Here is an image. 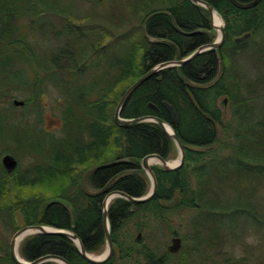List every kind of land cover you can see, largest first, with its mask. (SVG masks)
<instances>
[{
  "label": "trees",
  "instance_id": "16d2710c",
  "mask_svg": "<svg viewBox=\"0 0 264 264\" xmlns=\"http://www.w3.org/2000/svg\"><path fill=\"white\" fill-rule=\"evenodd\" d=\"M205 1L224 20L221 47L160 70L133 92L120 113L124 118L153 115L169 123L185 148V164L170 171L152 166L157 191L149 201L112 199L108 218L114 251L102 264H134V257L146 264H201V259L208 260L207 249L219 248L230 235L231 240L239 239L249 228L260 235L263 257L258 264H264V203L258 198L264 185V0L248 9L231 0ZM124 6L136 26L126 27L130 19L123 14L121 22L91 25L87 15L69 10L64 0H0V222L14 233L20 229L19 211L25 226L69 230L88 253H100L107 243L106 194L147 195L151 180L142 158L156 153L169 160L178 153L160 124H118L115 109L128 87L146 72L214 42L217 31L209 11L191 0H127ZM56 23H61L57 31ZM144 25L154 41L146 38ZM35 26L45 33L43 38L55 33L64 44L42 50L32 38ZM246 33L251 34L247 40L236 41ZM245 55L256 74L243 66ZM93 72L98 74L90 77ZM46 85L64 99L60 134L42 126ZM29 88L25 105L31 108L18 116L12 93ZM222 96L231 106L229 121L218 104ZM164 102L176 108L178 123L172 122ZM7 153L18 160L11 172L2 163ZM121 158L130 162L100 168L87 179L89 188L99 190L116 178L107 192L87 195L82 188L85 171ZM26 159L31 161L24 164ZM177 210L194 212L189 219L192 231L184 237L192 238L194 246L160 255L125 242L123 229L133 219H143L141 227L147 228L153 221L166 222ZM240 226L244 233H238ZM19 254L27 261L53 254L70 264H93L71 238L50 233L24 237ZM224 260L250 264L246 256ZM0 264H17L4 240Z\"/></svg>",
  "mask_w": 264,
  "mask_h": 264
},
{
  "label": "rangeland",
  "instance_id": "374dc122",
  "mask_svg": "<svg viewBox=\"0 0 264 264\" xmlns=\"http://www.w3.org/2000/svg\"><path fill=\"white\" fill-rule=\"evenodd\" d=\"M127 0H64V5L69 10H73L74 12L79 13L80 15H87L90 19L89 23L91 25H106L108 23H113L118 17L125 16L126 19L129 20L125 24L126 27L134 24L136 26L137 22L133 21L131 23V15L126 10L124 6ZM137 2L138 0H133ZM220 16V15H219ZM221 17V16H220ZM119 22L120 19H118ZM223 25H225L224 20ZM61 23H56V31L60 28ZM125 26L119 28V32H122L125 29ZM124 28V29H123ZM35 33H32V38L39 43V46L42 50H48L49 48L58 47L59 45L64 44V40L60 39L59 35L55 36V33L52 34L50 38H43L41 34H45L44 32H40L39 28L35 26ZM217 40L220 36V30H217ZM47 35V34H46ZM34 36V37H33ZM45 36V35H44ZM47 38V39H46ZM258 38V37H257ZM241 62L243 66L246 67L249 74L254 75L257 72L255 66H251L252 61L249 59L247 55L242 56ZM100 71V70H99ZM30 76H33V73L27 71ZM98 72H93L90 77H95ZM46 93L44 94L43 99L41 100L42 106L44 107V121L42 126H44L47 130L51 132H57V134L61 133L62 126V113L64 107V99L61 93L54 88L52 85H46ZM32 89L29 88L27 91H13L12 102L15 100L24 101L23 105H15L16 113L18 116L26 115L29 108V105H25V99H27L31 94ZM95 96V95H94ZM225 96H222L219 101V107L223 112V117L225 121H229L231 119L232 111L231 106ZM8 103L5 102L4 105ZM117 107V106H116ZM116 111V109H115ZM115 116V114H114ZM34 118L35 116L32 114L30 116ZM178 148V147H177ZM5 155V154H4ZM3 155V156H4ZM3 158V157H2ZM180 159V153L178 149V153L176 152L174 156L167 160L168 162ZM30 159L24 160V164L29 163ZM153 165H160L159 163H153ZM151 180V179H150ZM152 188V181H151ZM258 198L260 201L264 203V185L260 187L258 192ZM194 212L192 210H184V211H173L167 216L166 222L153 221L148 222L150 224L149 227L144 228L141 227L143 224V219H133L129 223H127L126 227L123 229L124 231V240L130 246H134L137 250H142L145 247L153 248L158 254H162L169 249L172 245V239L174 237H180L182 239L181 248L187 246H194L193 239L188 238V241H184V237L191 232V225L189 222L190 217ZM16 217L18 219L19 228L24 227V222L22 220L21 213L17 211ZM141 220V221H139ZM231 222V221H230ZM142 228V229H141ZM244 227L240 226L238 233H244ZM33 234V233H32ZM141 234V238L139 235ZM14 232L10 231L6 225L0 222V240H4L7 243H10ZM231 235L229 239H226L224 243L219 248L207 249L208 260L201 259V264H224V259L226 257H233L235 260L242 258L244 256L248 257L250 264H258L262 259L263 248L261 245L260 235L255 232L252 228L246 229V232L241 235L239 239L231 240ZM23 240V239H22ZM21 240V241H22ZM139 240L140 242H138ZM144 246V247H143ZM180 248V249H181ZM179 249V250H180ZM107 252V243L105 249L100 253H93L92 256L102 258ZM178 252V251H177ZM176 253V252H175ZM20 256V254H19ZM136 256V255H135ZM21 257V256H20ZM203 257V256H202ZM134 264H146L145 260H142L139 257H134ZM132 261V260H131Z\"/></svg>",
  "mask_w": 264,
  "mask_h": 264
},
{
  "label": "water",
  "instance_id": "95a60500",
  "mask_svg": "<svg viewBox=\"0 0 264 264\" xmlns=\"http://www.w3.org/2000/svg\"><path fill=\"white\" fill-rule=\"evenodd\" d=\"M191 1L195 4H199L203 7H205L209 11L212 26L215 29H217L213 23V17H212L213 12L216 11L215 8L205 0H191ZM231 1L235 6H237L238 8H241V9H248V8L255 7L261 2V0H252L249 2H242L239 0H231ZM142 28H143V31L145 33L146 38L150 41H154L155 39L150 37L146 33L145 25ZM178 30L180 32L185 33V34L196 33V31L186 33L180 29H178ZM220 33L221 34L217 40H215L212 43L204 44V45L198 47L196 50H194L187 57H185L181 60L165 61V62H162L159 65L155 66L154 68L150 69L142 77H140L137 81H135L133 84H131L128 87V89L125 91L123 96L121 97V99H120V101L116 107L115 121L118 124L140 123V122H145V121L157 122L166 130V132L175 141V144L179 149L180 161L177 165L171 166L169 164V162L167 160H165L164 158H162L160 155H158L156 153L148 154L145 157H143L141 160V166L147 172V174L149 175V177L152 181V188L150 189V191L147 195L142 196V197H134V196H131V195H129L123 191H112V192H109L106 194L105 199L103 201L104 227H105V235H106V242H107V252L105 253V255L102 258L92 256V253H88L85 250V248L82 245L78 236L69 230L53 228V227L45 226V225H26V226L20 228L19 230H17L14 233V235L12 236L11 241H10V253H11L12 258L15 260V262L17 264H41V263L46 262V261H56L60 264H70L67 260H65L61 256L53 255V254L41 256V257H39L33 261H27V260L23 259L22 257L18 256L16 254V249L19 246V242H18L19 237L22 235H25L24 237H26L29 234L37 233V232L64 235V236L71 238L76 243V245L78 246L81 254L89 262H91L93 264H102L111 258L113 251H114V247H113V241H112V237H111V233H110V223H109V218H108V205H109V203L112 201V199H114L115 197H118V196L123 197V198H125V199H127L133 203H144L146 201H149L150 199H152L155 196L156 191H157V179H156L155 173L152 169V166L150 165L149 159L152 157L158 158L160 160V163H159L160 166L164 170L170 171V170H176V169L182 167L185 164V158H186L185 157V148H184L182 142L176 136L172 126L169 123H167L164 120H162L158 117H155L153 115H145V116H140V117H136V118H124L120 115L121 110H122L123 106L126 104V102L128 101V99L130 98V96L133 94V92L138 87H140L144 82H146L150 77H152L154 74L159 72L160 70L168 68V67L181 66V65L187 64L188 62L192 61L200 53L207 51V50H215V49H218L219 47H221V45L224 43L225 38H226L225 25H223L220 28ZM250 36H251L250 33H246L243 36L237 37L236 41L237 42H243V41L247 40ZM14 103H15V105H23L24 101L15 100ZM163 105L169 111L172 122L178 123L179 115H178L176 108L168 102H164ZM151 106H153L154 108H157L153 104H151ZM167 124L172 128V132H169L167 130V128H166ZM128 162H130L129 158H121V159L113 160L110 162L102 163L98 166H94V167L86 170L84 175H83V178H82V188L85 191V193L89 196H97L100 194H104L107 192V190H108L109 186L112 184V182L116 179V178L111 179L103 188H101L99 190H91L88 188L87 179L93 171L98 170L100 168L110 167V166H114V165H118V164H124V163H128ZM2 163L8 172L13 171L18 166V160L10 153H7L3 156ZM70 209L72 210L71 207H70ZM72 213H73V210H72ZM139 238H141V234L139 235ZM181 246H182V239L180 237H174L172 239V245L169 247V250L171 252L175 253V252L179 251Z\"/></svg>",
  "mask_w": 264,
  "mask_h": 264
},
{
  "label": "bare ground",
  "instance_id": "6f19581e",
  "mask_svg": "<svg viewBox=\"0 0 264 264\" xmlns=\"http://www.w3.org/2000/svg\"><path fill=\"white\" fill-rule=\"evenodd\" d=\"M212 17H213L214 25L216 26V28L218 30H220V28L223 26L222 18L219 16V14L216 11L213 12ZM166 128L169 132H172V128L168 124L166 125ZM179 161H180V159H177V160L169 162V164L171 166H175L179 163ZM149 162H150V165H152L153 163H160V160L158 158L152 157L149 159ZM24 236L25 235H22L19 237V239H18L19 244H20L21 240L24 238ZM16 254L19 256V246L16 249Z\"/></svg>",
  "mask_w": 264,
  "mask_h": 264
},
{
  "label": "flooded vegetation",
  "instance_id": "af4514ba",
  "mask_svg": "<svg viewBox=\"0 0 264 264\" xmlns=\"http://www.w3.org/2000/svg\"><path fill=\"white\" fill-rule=\"evenodd\" d=\"M89 188V187H88ZM89 189H91V190H95V189H92V188H89Z\"/></svg>",
  "mask_w": 264,
  "mask_h": 264
}]
</instances>
